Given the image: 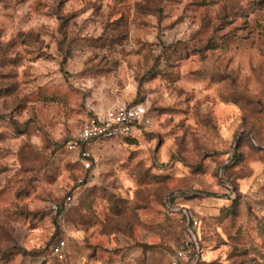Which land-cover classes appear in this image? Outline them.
<instances>
[{
  "label": "clouds",
  "instance_id": "9594fccd",
  "mask_svg": "<svg viewBox=\"0 0 264 264\" xmlns=\"http://www.w3.org/2000/svg\"><path fill=\"white\" fill-rule=\"evenodd\" d=\"M9 71L0 264H264V0H0Z\"/></svg>",
  "mask_w": 264,
  "mask_h": 264
},
{
  "label": "rangeland",
  "instance_id": "374dc122",
  "mask_svg": "<svg viewBox=\"0 0 264 264\" xmlns=\"http://www.w3.org/2000/svg\"><path fill=\"white\" fill-rule=\"evenodd\" d=\"M57 47H59V46H57ZM6 63H11L13 66H15L16 63H17V61L16 60H11V61H7ZM15 75H16V73H14L12 71H9V72H0V82L12 81L14 79ZM15 86L16 85L14 83H8L7 84V87L0 88V93L8 94V93H10L15 88ZM44 87L46 88L47 85H45ZM206 91H207V89H206ZM225 110H227V109H225ZM131 142L134 143L135 141L133 140ZM211 264H215V262L212 261Z\"/></svg>",
  "mask_w": 264,
  "mask_h": 264
}]
</instances>
